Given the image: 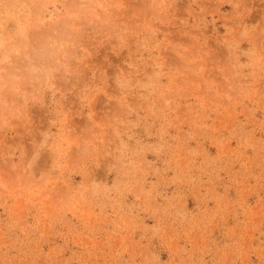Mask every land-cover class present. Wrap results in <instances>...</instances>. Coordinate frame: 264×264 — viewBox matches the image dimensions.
Returning a JSON list of instances; mask_svg holds the SVG:
<instances>
[{
    "label": "rangeland",
    "instance_id": "374dc122",
    "mask_svg": "<svg viewBox=\"0 0 264 264\" xmlns=\"http://www.w3.org/2000/svg\"><path fill=\"white\" fill-rule=\"evenodd\" d=\"M0 264H264V0H0Z\"/></svg>",
    "mask_w": 264,
    "mask_h": 264
}]
</instances>
